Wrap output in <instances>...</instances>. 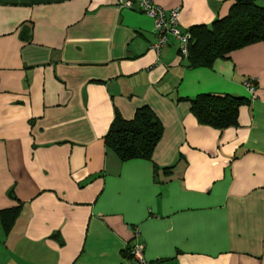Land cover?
I'll return each mask as SVG.
<instances>
[{"label":"crops","instance_id":"1","mask_svg":"<svg viewBox=\"0 0 264 264\" xmlns=\"http://www.w3.org/2000/svg\"><path fill=\"white\" fill-rule=\"evenodd\" d=\"M152 1L188 31L235 0ZM115 2L0 0V211L18 208L0 264H136L132 228L145 264H264V40L189 68ZM204 93L248 103L218 131L176 100ZM142 106L162 136L150 161L120 162L103 136Z\"/></svg>","mask_w":264,"mask_h":264},{"label":"trees","instance_id":"2","mask_svg":"<svg viewBox=\"0 0 264 264\" xmlns=\"http://www.w3.org/2000/svg\"><path fill=\"white\" fill-rule=\"evenodd\" d=\"M188 33V67H207L231 51L264 40V8L258 6L255 0H235L225 17L208 25L192 26ZM176 100L188 102L189 112L199 124L218 131L234 126L238 107L248 103L244 97L209 93ZM162 131L159 119L147 106L136 109L128 120L115 111L103 136V145L120 162L134 159L150 161ZM17 213L18 208L0 211V224L5 233ZM124 252L127 254L126 250Z\"/></svg>","mask_w":264,"mask_h":264},{"label":"built area","instance_id":"3","mask_svg":"<svg viewBox=\"0 0 264 264\" xmlns=\"http://www.w3.org/2000/svg\"><path fill=\"white\" fill-rule=\"evenodd\" d=\"M115 6L119 9H131L136 6L139 11L152 19V33L155 37V42L151 45V50L156 55L167 45L169 38H172L177 43L179 57H187L190 35L187 30L179 28L177 21L178 8L162 10L152 0H116ZM242 84L252 99L255 91L254 81L246 79ZM143 247L144 245L139 239L138 230L132 228L130 241L126 245L125 250L136 264H145Z\"/></svg>","mask_w":264,"mask_h":264}]
</instances>
